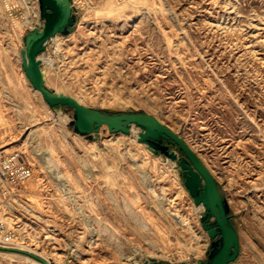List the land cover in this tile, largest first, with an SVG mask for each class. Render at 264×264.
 Here are the masks:
<instances>
[{"label": "rangeland", "instance_id": "1", "mask_svg": "<svg viewBox=\"0 0 264 264\" xmlns=\"http://www.w3.org/2000/svg\"><path fill=\"white\" fill-rule=\"evenodd\" d=\"M71 4L70 33L39 54L46 85L104 112L150 113L180 134L227 199L240 239L229 264H264V0ZM38 5L0 0V155L20 151L35 169L28 251L53 264L206 261V209L180 159L142 141L138 125L81 135L73 110L30 82L22 49ZM0 264L39 262L0 249Z\"/></svg>", "mask_w": 264, "mask_h": 264}, {"label": "water", "instance_id": "2", "mask_svg": "<svg viewBox=\"0 0 264 264\" xmlns=\"http://www.w3.org/2000/svg\"><path fill=\"white\" fill-rule=\"evenodd\" d=\"M72 0H39L40 28L30 29L24 38L22 49L23 67L36 90L51 106L66 105L73 110L70 125L76 132L88 138L107 125L111 133H130L132 126L138 125L142 130V141L156 151L161 150L169 159L178 161L183 170L184 182L194 198V202L203 205L206 213L202 215V224L211 239V249L206 261L159 262L155 258L146 264H229L240 253V239L236 226L229 215V205L223 196L219 182L199 155L177 132L164 124L156 116L147 112H104L82 104L76 97L50 89L46 85L47 71L39 64V54L46 49L47 42L57 34H69L70 27L76 22V13ZM167 141L164 144L163 141ZM170 145L178 146L184 153L181 158ZM0 249L27 253L41 264H53L50 260L27 250L7 248Z\"/></svg>", "mask_w": 264, "mask_h": 264}, {"label": "built area", "instance_id": "3", "mask_svg": "<svg viewBox=\"0 0 264 264\" xmlns=\"http://www.w3.org/2000/svg\"><path fill=\"white\" fill-rule=\"evenodd\" d=\"M36 19L29 25L31 29L40 28L39 5L33 6ZM35 169L20 151L0 155V246L27 250L31 249L29 231L31 202L25 185L34 176ZM26 220L24 221V219ZM32 231H30L31 233ZM33 246V245H32Z\"/></svg>", "mask_w": 264, "mask_h": 264}, {"label": "bare ground", "instance_id": "4", "mask_svg": "<svg viewBox=\"0 0 264 264\" xmlns=\"http://www.w3.org/2000/svg\"><path fill=\"white\" fill-rule=\"evenodd\" d=\"M34 13H35V12H32V14H33V16H34L33 21L36 19V16L34 15ZM30 14H31V13H30ZM27 22L30 23L31 21H27ZM28 25H30V24H28ZM57 35H58V34H57ZM55 36H56V35H55ZM39 60H40V56H39ZM107 127H108V126L105 124V125H103V126L101 127V128H102L101 130H102L103 132H105L106 129H107ZM133 129H134V128H133ZM133 129H132V130H133ZM44 258H45V257H44ZM151 258H154V257H149L147 261H149ZM37 261L39 262V260H37ZM196 262H197V261H193L192 263H196ZM39 263H40V262H39ZM40 264H41V263H40Z\"/></svg>", "mask_w": 264, "mask_h": 264}, {"label": "trees", "instance_id": "5", "mask_svg": "<svg viewBox=\"0 0 264 264\" xmlns=\"http://www.w3.org/2000/svg\"><path fill=\"white\" fill-rule=\"evenodd\" d=\"M72 28L70 27V30H71ZM57 107H60V108H66V107H68V106H66V105H58ZM69 108V107H68ZM221 190V189H220ZM229 215H230V212H229ZM231 216V215H230ZM231 221L233 222V224H234V221H233V219H232V217H231Z\"/></svg>", "mask_w": 264, "mask_h": 264}, {"label": "flooded vegetation", "instance_id": "6", "mask_svg": "<svg viewBox=\"0 0 264 264\" xmlns=\"http://www.w3.org/2000/svg\"><path fill=\"white\" fill-rule=\"evenodd\" d=\"M163 143H164V144H167V141L164 140ZM170 148H171V145H170ZM182 157H183V156H182ZM182 157H181V158H182ZM181 175L184 177V175H183V170H182V172H181ZM211 242H212V241H211ZM210 249H211V248H210ZM207 260H208V259H207Z\"/></svg>", "mask_w": 264, "mask_h": 264}, {"label": "crops", "instance_id": "7", "mask_svg": "<svg viewBox=\"0 0 264 264\" xmlns=\"http://www.w3.org/2000/svg\"><path fill=\"white\" fill-rule=\"evenodd\" d=\"M40 264V263H39Z\"/></svg>", "mask_w": 264, "mask_h": 264}]
</instances>
